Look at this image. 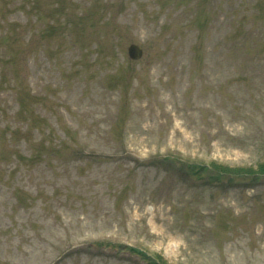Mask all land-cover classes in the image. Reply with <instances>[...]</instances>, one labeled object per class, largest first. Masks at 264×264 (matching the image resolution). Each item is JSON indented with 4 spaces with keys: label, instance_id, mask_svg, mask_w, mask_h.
Segmentation results:
<instances>
[{
    "label": "rangeland",
    "instance_id": "1",
    "mask_svg": "<svg viewBox=\"0 0 264 264\" xmlns=\"http://www.w3.org/2000/svg\"><path fill=\"white\" fill-rule=\"evenodd\" d=\"M260 165L264 0H0V264H264Z\"/></svg>",
    "mask_w": 264,
    "mask_h": 264
},
{
    "label": "trees",
    "instance_id": "2",
    "mask_svg": "<svg viewBox=\"0 0 264 264\" xmlns=\"http://www.w3.org/2000/svg\"><path fill=\"white\" fill-rule=\"evenodd\" d=\"M192 166H193V167H191V172H192V173H198V172H201V170H203V168H206V170H212V171H215V172H212V173H214V174H216V175H212V174H211L212 176H220V178L222 177L221 175H223L224 170H225V169L222 168L221 166H219V165H215L214 162L209 163L208 166H202L201 169H199V170H198V168H196V167H197L196 164H192ZM259 167H260V169H258L259 172H255V173L247 172V173H246V176H249L250 179L255 180L256 177H257V174H258V175H259V174L261 175V174L264 173V165H260ZM231 176H234V175H231ZM216 180H217V178H216ZM159 263H160V262H159Z\"/></svg>",
    "mask_w": 264,
    "mask_h": 264
},
{
    "label": "water",
    "instance_id": "3",
    "mask_svg": "<svg viewBox=\"0 0 264 264\" xmlns=\"http://www.w3.org/2000/svg\"><path fill=\"white\" fill-rule=\"evenodd\" d=\"M127 53L129 57L136 59L139 58L142 54V49L138 44L131 43L127 48Z\"/></svg>",
    "mask_w": 264,
    "mask_h": 264
}]
</instances>
